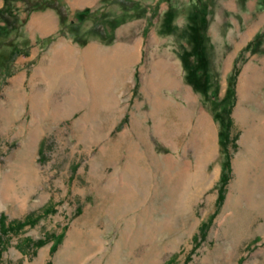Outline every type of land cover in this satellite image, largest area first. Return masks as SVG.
<instances>
[{
	"label": "rangeland",
	"instance_id": "rangeland-1",
	"mask_svg": "<svg viewBox=\"0 0 264 264\" xmlns=\"http://www.w3.org/2000/svg\"><path fill=\"white\" fill-rule=\"evenodd\" d=\"M168 1L139 2L144 14L127 18L150 13L123 80L112 64L116 29L105 41L87 19L81 43L58 33L48 7L60 20L54 39L73 36L76 51L40 60L28 58L31 47L54 39L27 36L34 11L16 3L18 31L0 20L1 41L28 47L5 62L11 46L0 43V264H264V31L245 48V13L264 0ZM203 17L197 78L187 32Z\"/></svg>",
	"mask_w": 264,
	"mask_h": 264
},
{
	"label": "crops",
	"instance_id": "crops-1",
	"mask_svg": "<svg viewBox=\"0 0 264 264\" xmlns=\"http://www.w3.org/2000/svg\"><path fill=\"white\" fill-rule=\"evenodd\" d=\"M112 1L113 0H63V2L68 7L69 12L71 13H75L87 8L93 10L98 7H102L103 5H105V8L106 6L108 8L109 6H114L115 2ZM137 1L143 4L169 2L168 0ZM3 4L4 0H0V7L3 6ZM17 5L20 6L19 3H17ZM258 11L245 13V19L251 21V27H249V29L247 30L248 38L245 42V45L248 44L258 32L264 31V9L259 8ZM149 14L150 13L143 16L140 21H138L137 19L127 20L115 28L116 47L115 51L113 52L114 54H112V58L114 59V63L112 64L115 75H117V77H119L121 80H123L125 70L131 67H135L140 61V39L139 37H137V35L141 30L144 32L147 28ZM59 27V16L57 12L51 8L31 12L27 18V23L25 26L27 36L32 39H44L49 35H53L54 33H56ZM261 47L264 48V40L263 42H261ZM75 51V41L73 36L59 35L55 37V39L44 49H34L33 47H31V53L29 54L28 58L31 59L35 55L40 54V60H44L45 58L49 59L51 56H58V58L67 60L68 57L73 55ZM257 53V51L256 53H253V57L256 56ZM23 78L24 80L27 79V73L21 74L19 80L21 81L23 80ZM28 82L30 84H34V80L32 79ZM34 90L35 92H37L36 87L34 88ZM38 92L39 94H41L40 90ZM41 97L49 98L47 95ZM41 97L39 95L37 96V98Z\"/></svg>",
	"mask_w": 264,
	"mask_h": 264
},
{
	"label": "trees",
	"instance_id": "trees-1",
	"mask_svg": "<svg viewBox=\"0 0 264 264\" xmlns=\"http://www.w3.org/2000/svg\"><path fill=\"white\" fill-rule=\"evenodd\" d=\"M18 1H22L24 4V8L27 12L35 11V10H41L48 7L55 8L57 12L59 13L60 20H61V27L58 31L59 34L64 33L65 31L72 33L75 40L82 39L81 43H85L86 39L81 38L78 28L79 24H82L87 19L93 20V25L90 27L89 32L93 34L100 35L105 41H109L112 37V31L122 22L127 20V18L136 17V16H142L145 12L144 6H142L138 1L135 0H113L112 2H117L121 6V13L118 15H109L108 13L103 12L105 10V5L102 7H98L96 9H84L82 11H78L74 14L75 19L74 20H67L68 18V10L64 3L60 0H4L3 6L0 7V20H2L4 23V30L6 32L10 31H18L23 28V25L25 23V20L22 19L15 11V6ZM171 11H167L166 16L170 17ZM169 20V19H168ZM194 21V20H193ZM206 27V20L205 17L201 18L199 23H196L194 21V24L192 27H189L187 34L191 33V38L195 41L197 44V49L195 51L196 54V60L195 63L191 65V70L194 71L195 75H197V71L200 69H205L206 66V60H205V53L203 50V47L201 45V40L203 37V31ZM167 28H169L167 26ZM52 39H54L53 36H49L45 39H43V46H46ZM1 41V40H0ZM2 45L7 43V45L11 46L10 50L6 53H3L5 62L11 61L15 56L19 54L26 55L28 53V47L25 49H22L18 47L14 42L11 40H8L7 42L1 41ZM0 45V48L1 46ZM250 44H248L245 48H247ZM237 69L236 66H233V74L231 77L233 78L236 76ZM199 78V76L197 77ZM198 82V81H197ZM234 85V79L230 81V86L233 87ZM233 92V91H232ZM230 111V107L228 108V112ZM230 121L228 120V124ZM226 141L223 142V146H225ZM229 160H227V168H228ZM228 171V169H227ZM227 173L223 174L222 178V186L219 191V200L222 197V191H223V185L226 183V180L228 179ZM34 219L32 216L25 217L22 221H18L15 224L12 223L11 227L19 228L21 226H24L26 224H29L33 222ZM205 226V223H201L200 230L203 229ZM3 230L4 226H2ZM45 241L43 239H39L36 241V246L43 245ZM55 245L51 246V250H53ZM1 248H0V254H1ZM45 264H49V261H46Z\"/></svg>",
	"mask_w": 264,
	"mask_h": 264
},
{
	"label": "bare ground",
	"instance_id": "bare-ground-1",
	"mask_svg": "<svg viewBox=\"0 0 264 264\" xmlns=\"http://www.w3.org/2000/svg\"><path fill=\"white\" fill-rule=\"evenodd\" d=\"M169 83L170 84H174L175 85V78L174 77H172V78H170L169 79ZM185 97L187 98V100H188V103H190L191 102V98H190V96L188 95V94H185ZM200 120V116L198 117V121Z\"/></svg>",
	"mask_w": 264,
	"mask_h": 264
}]
</instances>
